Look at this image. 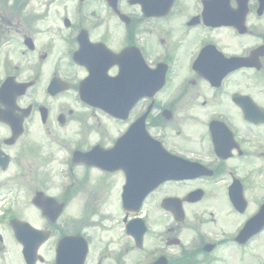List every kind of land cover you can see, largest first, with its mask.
<instances>
[{
    "label": "flooded vegetation",
    "instance_id": "1",
    "mask_svg": "<svg viewBox=\"0 0 264 264\" xmlns=\"http://www.w3.org/2000/svg\"><path fill=\"white\" fill-rule=\"evenodd\" d=\"M263 24L264 0H0V264L241 258L255 237L239 244L238 234L264 204V115L239 95L262 102L264 86L233 87L264 72ZM180 73L217 97L182 140L170 133ZM80 89L135 104L107 115ZM185 166L211 176L178 177ZM165 175L135 208L141 180ZM102 184L117 187L110 208L92 189Z\"/></svg>",
    "mask_w": 264,
    "mask_h": 264
},
{
    "label": "rangeland",
    "instance_id": "2",
    "mask_svg": "<svg viewBox=\"0 0 264 264\" xmlns=\"http://www.w3.org/2000/svg\"><path fill=\"white\" fill-rule=\"evenodd\" d=\"M188 1V0H187ZM182 10L180 12V14H182L183 10H184V6H182ZM170 23L172 22V20L169 21ZM178 31V30H177ZM196 32L195 35V40H198L200 38V35L197 34L198 29L194 30ZM263 33H264V24H263V29H262ZM222 41V43L224 44V40L223 39H219ZM168 42L173 43V37H169ZM176 42V40H175ZM245 39H241L240 43H244ZM174 44V43H173ZM175 45V44H174ZM179 46V42L178 44H176V47ZM263 59V58H262ZM245 75V74H244ZM247 76V78L241 82L240 84H236L234 85L233 89L236 90H240L243 93H251V92H255L256 91V87L259 85H263L264 86V72H260V73H251V75H245ZM188 81V79L184 80L182 73H180L175 81V87L172 91V97L177 99V103L174 106V109L176 111V115H178L179 120L178 122H176L173 126L172 129L170 130L171 135L173 136H177L180 137V140L186 138V136L184 135L185 133L192 131L191 127H192V123H194V121H192V115H205L206 112L204 111V108L202 107H206L209 110H213V112L216 110V108H214L216 104V99L217 97L214 95L212 98H210L212 96V92L211 90L207 91L205 90V85L203 82H200L197 79V83L195 85V87H193L192 90H190V86H183L184 83ZM197 90L198 94L195 95V90ZM188 92V93H187ZM252 94V93H251ZM197 96V97H196ZM254 99V98H253ZM255 101H258L256 99H254ZM209 101V102H208ZM262 102L258 101V104H260V106L262 105L264 107V99L261 100ZM205 103V104H204ZM223 106V104H221ZM261 106V107H262ZM75 109V108H74ZM75 115H83V117L86 118V115H88L86 112H84L81 109H75ZM222 111H225V109L222 107ZM207 115V114H206ZM91 122H94L93 120H90ZM195 128L199 127V124L196 122L195 123ZM181 130V135L179 136L177 131ZM247 168V167H246ZM242 170V169H239ZM243 171H245L243 169ZM108 186L106 184H102V185H96L93 186L92 189L95 192H100L102 195H106L108 194ZM218 186L220 187L221 184H218ZM116 192H117V187L116 189L114 187H111V190L109 191V194L106 197V201H103L100 203V206L102 209L104 208H110L114 202V199L116 200ZM83 197H76L69 208V213H70V217L77 220L79 218H77L76 214H77V205L81 204ZM89 227L92 231H97L100 232L101 229L100 228H96V225L94 223L89 224ZM254 252H249L246 251L244 254L243 258H239V259H234V258H229V263L228 264H264V237L262 236L261 239L257 240L254 244H253ZM235 253L239 256L242 255V253L236 252ZM234 253H230L229 255L233 256H237ZM256 255H259V257ZM230 257V256H229Z\"/></svg>",
    "mask_w": 264,
    "mask_h": 264
}]
</instances>
